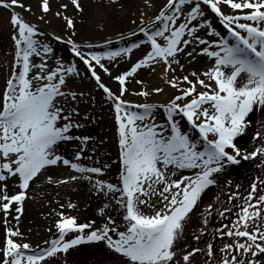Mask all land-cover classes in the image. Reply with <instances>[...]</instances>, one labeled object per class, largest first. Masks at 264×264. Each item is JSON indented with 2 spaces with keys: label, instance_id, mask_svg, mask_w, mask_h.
<instances>
[{
  "label": "snow or ice",
  "instance_id": "obj_1",
  "mask_svg": "<svg viewBox=\"0 0 264 264\" xmlns=\"http://www.w3.org/2000/svg\"><path fill=\"white\" fill-rule=\"evenodd\" d=\"M93 3L125 11L123 0ZM143 5L152 14L128 9L113 44L74 39L83 0H0L12 26L0 67V264H78L84 246V264H264V0ZM96 94L114 119L115 158L101 151L107 137L83 132L98 119ZM242 165L247 181L235 183ZM33 185L83 191L94 218L57 201L49 236L33 244L19 229Z\"/></svg>",
  "mask_w": 264,
  "mask_h": 264
},
{
  "label": "rangeland",
  "instance_id": "obj_2",
  "mask_svg": "<svg viewBox=\"0 0 264 264\" xmlns=\"http://www.w3.org/2000/svg\"><path fill=\"white\" fill-rule=\"evenodd\" d=\"M138 8L140 10L145 11L148 16H150L152 12L154 11V9L145 8L143 5V0H133V12H135ZM123 14H125V17H127V14L125 11H116L110 17L114 19H120V18L123 19L122 17ZM88 15H89V18L92 24L96 23V21H98L100 18H105L107 16L105 12H103L102 10H97L94 8L88 12ZM126 22L129 23L128 18ZM128 25L129 27H131L130 24ZM49 30H51V28ZM11 31H12V26L9 23V13L7 10L0 8V65L4 67H5L4 61L7 59H10V48H11L10 33ZM115 44H118V42L116 41ZM59 45L67 49L65 44H59ZM108 111H109V114H111L110 108ZM93 112L98 117V119L96 120L98 121L100 115H98V113H96L95 111ZM88 125L90 124H86V126ZM250 167H251L250 165L248 167H245L242 165L240 168L233 169L229 173V175L233 178L235 183H245L248 177V168ZM56 189L57 191L54 195L43 199L39 205L37 203L34 206L35 208L33 209V214L30 217L31 219L25 221L23 225L19 224L20 231L24 232L26 235V238L33 244H38L40 243L41 240H44L49 236V233H47L44 229L55 218L54 216H50L48 214L53 213V210H58L57 201L59 203H65L67 200L79 201L80 206L77 209L68 210L67 208H65L64 211L70 212L73 215L79 216L82 222L86 218L87 219L94 218L93 208L95 207V203L93 202L91 205L85 208L84 205L85 203H87V199L83 191L72 192L69 190L67 186L56 188ZM45 201H48V203H46ZM29 229L31 231H29ZM91 251L92 250L88 248L87 246L81 247L77 253L73 254L71 258H74L78 262V264H84L85 261L89 260L90 258L89 254L91 253Z\"/></svg>",
  "mask_w": 264,
  "mask_h": 264
},
{
  "label": "bare ground",
  "instance_id": "obj_3",
  "mask_svg": "<svg viewBox=\"0 0 264 264\" xmlns=\"http://www.w3.org/2000/svg\"><path fill=\"white\" fill-rule=\"evenodd\" d=\"M31 2L35 4V0H31ZM83 2L85 4V11L82 14L76 15L74 17L75 29H76V35L74 39L76 40L84 39V40H89L92 43H99L101 38H105L112 40L113 44H115L116 40L114 34L128 30L129 28L128 24L130 23L126 22L127 17H125V14H123L122 16L123 19L121 18L114 19L110 17L111 15H113V13L117 11L115 8L103 9L102 11L105 12L107 16L105 18H100L98 21H96V23L92 24L88 12L93 8L97 10H101V9L93 3V0H83ZM123 2L125 4L126 14L128 9H131V11H133V0H123ZM72 13L73 10L70 7L69 12L67 14L71 15ZM101 21H103L105 27L103 31H98L96 26ZM60 27H61L60 21L58 20L53 21L52 28H56L57 30H59ZM59 44L61 43L57 42L56 44L57 53L61 55H66V48L60 46ZM0 67H4V66L0 65ZM105 82L110 83V81H108L107 78H105ZM112 87L115 88V85L113 84ZM129 98L138 101L143 99L141 97H135V96ZM164 98L165 97L162 98L159 97V99L161 100ZM108 110H109L108 105H106L103 102L99 94H96V105L93 111H95L96 113H98V115H100L99 120L93 124L86 126L83 129V132L84 134L94 136L100 140H103L104 137H107V140L104 142L101 151L106 153L107 156H112L113 158H115L116 146L114 142V121H113V116L109 114ZM56 191H57L56 187H48V186L36 187V185H33L32 193H34L35 195L33 196L32 199L25 201L24 212L22 214V218L19 221V224L23 225L25 221L31 219L30 217L33 214V209L35 208L34 206L37 203L39 205L43 199L54 195ZM32 193H30V195H32ZM40 193H43V195H40Z\"/></svg>",
  "mask_w": 264,
  "mask_h": 264
}]
</instances>
